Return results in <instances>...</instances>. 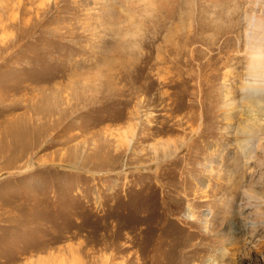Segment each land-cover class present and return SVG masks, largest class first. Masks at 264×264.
Masks as SVG:
<instances>
[{"label":"rangeland","instance_id":"rangeland-1","mask_svg":"<svg viewBox=\"0 0 264 264\" xmlns=\"http://www.w3.org/2000/svg\"><path fill=\"white\" fill-rule=\"evenodd\" d=\"M263 15L0 0V264H264V92L242 91ZM204 26L227 58L202 83Z\"/></svg>","mask_w":264,"mask_h":264},{"label":"bare ground","instance_id":"bare-ground-1","mask_svg":"<svg viewBox=\"0 0 264 264\" xmlns=\"http://www.w3.org/2000/svg\"><path fill=\"white\" fill-rule=\"evenodd\" d=\"M250 21L251 22L249 25V29L247 30L246 33V42L250 54V64H249L248 74L253 78V81L246 80V82L242 86V91L244 92V98L248 103L249 107L253 105L251 103H253L252 100L255 98V97L253 98V96H255L254 93L257 94V91H259L260 93L257 96L261 98L260 94H263L264 92V55H260V53H264V15L259 18L252 17L250 18ZM209 28L207 26H204V28L201 27L198 29V33H197V42L199 43V47L197 49L198 58L200 60H203L206 59V57L208 58V56L210 55L209 65L205 64L206 63L205 61H204L205 63H203L202 61L200 62L199 69L202 72L201 74V78H203L201 80L202 83L206 79L209 81L210 76H211L210 79L214 80L216 74H214L213 72L214 70H216L217 68L219 69L220 67L218 63L221 62V60L227 58L225 52L222 49L223 45L222 46L220 45L221 47L219 46L220 37L219 36L217 37V34L215 33L214 34L216 35V37L208 34ZM215 51H218L220 54H222V56L220 57L217 54H212ZM255 100H257V98ZM259 122H260L259 118H255V117L250 118L249 120L250 125H247L246 131L244 132V137L246 141L253 138L254 131L255 129L258 128ZM246 146L248 145L246 144ZM247 151L248 152L253 151L252 146L250 147V149L247 148ZM190 212L191 211L189 210L188 216L192 215L190 214Z\"/></svg>","mask_w":264,"mask_h":264},{"label":"clouds","instance_id":"clouds-1","mask_svg":"<svg viewBox=\"0 0 264 264\" xmlns=\"http://www.w3.org/2000/svg\"><path fill=\"white\" fill-rule=\"evenodd\" d=\"M260 55H264V53H260Z\"/></svg>","mask_w":264,"mask_h":264}]
</instances>
